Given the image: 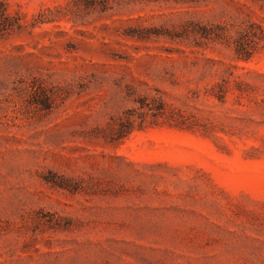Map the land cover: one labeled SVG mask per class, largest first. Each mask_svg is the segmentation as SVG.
I'll return each mask as SVG.
<instances>
[{
  "label": "rangeland",
  "instance_id": "obj_1",
  "mask_svg": "<svg viewBox=\"0 0 264 264\" xmlns=\"http://www.w3.org/2000/svg\"><path fill=\"white\" fill-rule=\"evenodd\" d=\"M4 1L0 264H264V51L192 32L264 27V0ZM139 97L191 129L116 138Z\"/></svg>",
  "mask_w": 264,
  "mask_h": 264
},
{
  "label": "trees",
  "instance_id": "obj_2",
  "mask_svg": "<svg viewBox=\"0 0 264 264\" xmlns=\"http://www.w3.org/2000/svg\"><path fill=\"white\" fill-rule=\"evenodd\" d=\"M21 28L19 16L11 13L7 3L0 0V39ZM192 32L199 35L201 39L232 44L237 60L248 61L255 54L264 51V27L253 21H242L230 25L216 24L209 28L198 27ZM230 76H232L231 73ZM212 89L213 95L219 102L224 103L227 93L234 92L236 102L240 104L250 90V86L241 80L240 76H235L232 80L221 79ZM135 102L137 108L126 110L119 119L116 138L128 135L134 128L141 129L146 123L149 125L162 123L179 129H191L193 125L184 114L167 105L159 97L150 99L139 97Z\"/></svg>",
  "mask_w": 264,
  "mask_h": 264
}]
</instances>
